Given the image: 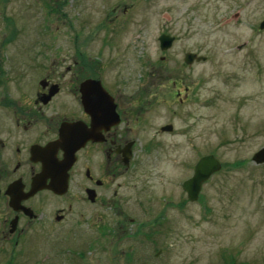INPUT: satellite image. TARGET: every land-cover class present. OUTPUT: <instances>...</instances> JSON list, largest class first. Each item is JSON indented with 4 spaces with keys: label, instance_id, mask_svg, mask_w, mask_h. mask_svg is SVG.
Returning a JSON list of instances; mask_svg holds the SVG:
<instances>
[{
    "label": "rangeland",
    "instance_id": "rangeland-1",
    "mask_svg": "<svg viewBox=\"0 0 264 264\" xmlns=\"http://www.w3.org/2000/svg\"><path fill=\"white\" fill-rule=\"evenodd\" d=\"M42 1L0 0V28L2 17L26 25L7 33L13 42L48 43L56 59L84 42L92 58L101 53L104 75L166 86L146 130L155 144L136 146L135 176L118 189L120 218L151 219L143 228L149 241L143 231L138 236L146 242L143 258L129 264H264V163L251 160L264 146V0L48 1L53 10ZM161 33L174 38L166 50ZM189 51L205 59L187 65ZM24 64L26 72L31 64ZM183 88L186 99L178 103L175 92ZM168 123L172 130L160 132ZM206 154L220 169L191 201L181 183ZM134 230L126 224V233ZM142 242L133 247L141 250Z\"/></svg>",
    "mask_w": 264,
    "mask_h": 264
},
{
    "label": "flooded vegetation",
    "instance_id": "flooded-vegetation-1",
    "mask_svg": "<svg viewBox=\"0 0 264 264\" xmlns=\"http://www.w3.org/2000/svg\"><path fill=\"white\" fill-rule=\"evenodd\" d=\"M48 1L42 8L53 10ZM1 20L0 264H120L119 256L129 264L143 258L150 238L143 228L151 219L120 218L118 189L135 176L136 146L155 144L146 130L154 99L167 93L166 86L104 75L101 53L92 58L82 51L84 42L61 59L48 43L13 42L7 33L18 35L26 25ZM25 62L31 64L26 72ZM183 90L175 92L178 103L186 99ZM126 224L135 225L132 234ZM78 226L87 228L77 233ZM142 231L145 240H139ZM138 241L145 242L141 250L133 247ZM120 242L126 249L118 250ZM162 253L153 252L155 258Z\"/></svg>",
    "mask_w": 264,
    "mask_h": 264
},
{
    "label": "water",
    "instance_id": "water-1",
    "mask_svg": "<svg viewBox=\"0 0 264 264\" xmlns=\"http://www.w3.org/2000/svg\"><path fill=\"white\" fill-rule=\"evenodd\" d=\"M258 27L259 29L264 28V19L259 22ZM173 39V36L166 33H161L158 36L159 48L161 50H166L171 46ZM204 59L205 56L197 55L196 53L190 51L185 52L183 56L184 62L188 65L191 64L193 61H203ZM171 127V124H167L162 126L161 130L170 131ZM62 147L64 149V156H66L68 152L64 146ZM251 160L257 164L264 163V146L253 153V155L251 156ZM219 169L220 162L217 160V158L214 157V155L207 154L201 156L195 162L191 176L185 179L181 184L182 189L185 191L187 198L191 201L196 200L202 183L206 181L211 176V174L218 171Z\"/></svg>",
    "mask_w": 264,
    "mask_h": 264
}]
</instances>
